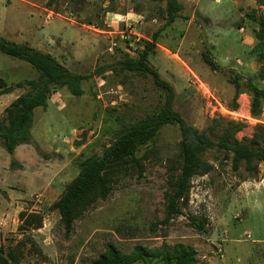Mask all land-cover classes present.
I'll use <instances>...</instances> for the list:
<instances>
[{"label": "rangeland", "instance_id": "374dc122", "mask_svg": "<svg viewBox=\"0 0 264 264\" xmlns=\"http://www.w3.org/2000/svg\"><path fill=\"white\" fill-rule=\"evenodd\" d=\"M234 1L179 0L182 10L167 23L165 2L154 0H0V19L8 31L0 32L3 37L29 45L40 38L47 42L43 48L69 70L91 74L82 81V95L61 90L51 96L47 108L35 109L34 137L28 142L34 154L26 167L11 166L10 155L0 146V247L15 251V264H92L107 243L129 253L136 244L158 248L178 242L195 248L196 264H264V184L254 185L264 180L263 162L258 173L250 175L243 162L232 167L231 153L204 152L213 170L194 176L182 212L160 223L165 215L166 165L177 159L179 150L174 125L162 127L137 152L144 165L142 175L119 178L105 199L74 221L69 233L53 207L80 161L101 155L121 131L156 113L163 102L162 90L149 75L127 74L115 65L120 56L136 58L142 49L136 45V52L128 53L116 37L117 46L108 50V35L99 31L108 29L110 20L124 28L121 20L126 18L144 37L141 45L156 34L148 60L173 86L174 107L198 129H206L216 118L239 120L245 126L235 138L247 141L255 124L264 123L262 113L254 118L245 100L233 99L229 78L243 84L251 79L264 87V78L258 76L260 63L236 40L230 41L240 39V24L248 25L251 35L253 24L258 25L246 15L253 10L251 0H244L241 15ZM260 14L264 8L256 16ZM221 40L232 43L225 49L229 59L225 65L214 61L213 70L203 54L224 58V50L218 48ZM235 58L252 62L245 66ZM97 68L100 75L94 74ZM36 75L28 62L0 52V77L13 85L1 99L23 93L26 88L14 83ZM2 107L0 103V117ZM23 210L40 213L42 226L20 230L18 214ZM191 215L205 220L202 231L191 223Z\"/></svg>", "mask_w": 264, "mask_h": 264}, {"label": "trees", "instance_id": "16d2710c", "mask_svg": "<svg viewBox=\"0 0 264 264\" xmlns=\"http://www.w3.org/2000/svg\"><path fill=\"white\" fill-rule=\"evenodd\" d=\"M165 2V18L172 23L179 15L183 5L178 0H154ZM257 5H264V0H255ZM257 29L252 33L256 44L252 51L260 63L259 78H264V15L258 16L255 10L247 12ZM156 46V34L151 40L143 41V49L136 58L122 55L115 62L121 72L138 76L149 75L153 83L162 90L163 102L156 113L126 127L99 156H90L78 163L77 174L67 183L59 198L53 203L58 211L65 233L72 230L74 221L82 216L92 205L105 199L114 183L121 177L142 175L144 165L137 152L158 135L160 129L174 125L180 135L177 159L166 165V184L164 191V218L160 223L166 224L175 215L182 212L188 203V192L194 176L210 173L214 165L202 157L210 149L232 154V167L236 169L241 162L250 175L259 171V163H264V123L257 122L251 137L246 141L237 140L235 134L245 123L239 120H212L206 129L200 130L188 122L180 111L174 107L175 92L173 86L151 66L148 56ZM0 52L28 62L36 70L35 78L23 79L14 83L17 88H26L5 107L0 117V146L10 155L19 144L28 143L34 121L35 109L46 108L54 93L65 90L71 95L83 94L82 81L91 74H80L62 65L52 54L43 52L25 42H15L0 36ZM209 56V55H208ZM203 54V60L213 70L217 65L213 59ZM110 70L114 68L109 65ZM94 74H101L98 68ZM236 77V76H235ZM237 78V77H236ZM234 86L233 99L240 93L249 95V111L258 118L264 103V87L255 85L252 80L244 84L239 79L229 78ZM13 85L0 78V93L12 91ZM237 103H233V108ZM222 124V125H221ZM218 127V130L217 128ZM17 161L10 159V165ZM20 230L39 229L43 216L35 211H20L18 214ZM191 223L200 231L205 227V220L189 216ZM155 226V225H154ZM154 230V229H153ZM195 248L185 243L173 246L162 244L158 248H149L136 244L129 253L122 252L112 243L105 244L104 251L92 261V264H196ZM14 250L0 247V264H15ZM13 262V263H12Z\"/></svg>", "mask_w": 264, "mask_h": 264}, {"label": "crops", "instance_id": "0c3cea01", "mask_svg": "<svg viewBox=\"0 0 264 264\" xmlns=\"http://www.w3.org/2000/svg\"><path fill=\"white\" fill-rule=\"evenodd\" d=\"M179 1V0H178ZM234 3H237V6H236V4H235V6L237 7V11L240 13V9H242V10H245L246 8V3H245V1L243 0V2H239L238 0H235L234 1ZM249 5H251V8L253 9V10H255L256 11V13H258V12H260L261 13V11H262V9L264 8V5H257L256 4V2H255V0H251V2H250V4ZM240 15H241V13H240ZM264 15V14H263ZM88 27L90 26V25H87ZM247 26L248 25H246V24H240L237 28H238V32H240L242 35H241V37H240V39H235V38H233L232 40H230V41H232V43H234V41L236 40L237 41V45L241 48V50H245L246 52H248V53H250L251 52V56L252 57H254L253 58V60H254V62L256 63V64H259L258 63V61L256 60V58H255V54L253 53V51H252V49H253V47L255 46V44H256V40H255V38H254V35L252 34H249V32H247L248 31V29H250V27L248 26V29H247ZM252 28V30L253 29H257L258 27L255 25V24H253V26L251 27ZM97 31V30H96ZM103 30H100L99 32H102ZM0 32L1 33H8V31H7V28H6V26H5V24H2V20L0 19ZM0 36H2L1 34H0ZM3 37V36H2ZM5 38V37H4ZM7 39V38H6ZM9 40V39H8ZM11 41H13V40H11ZM230 41H218V43H222L223 44V46H222V44H219V46H218V48H219V51L222 49V50H224L222 53H221V55H223V56H225L224 58L222 57V56H219L218 57V59L217 58H215L214 59V61L215 62H217V63H226L227 61H228V59H229V57H228V55L229 54H226L225 55V49L227 48V47H229V46H231L232 45V43H230ZM239 41V42H238ZM16 42V41H15ZM26 43V42H25ZM227 43V44H226ZM240 43V44H239ZM43 44L44 45H47V42L46 41H43L42 39H40V38H37V37H35V38H33V43H32V47H35V48H37V49H39V50H41V51H43V52H48V53H50V54H52L51 52H49V51H46L44 48H43ZM242 46V47H241ZM53 55V54H52ZM54 56V55H53ZM227 56V57H226ZM250 58V57H249ZM249 61H247V60H244L243 62L240 60V58H235V61L236 62H238L239 64L241 63V64H243V65H245V66H248V65H250L251 64V59H248ZM230 61V60H229ZM222 65H225V64H222ZM244 70L246 69V67L245 68H243ZM254 71H256V70H253V72L252 73H254ZM0 78H2L3 80H5V78H3V77H0ZM6 81V80H5ZM7 82V81H6ZM7 84H9L10 85V83H8L7 82ZM11 92V91H10ZM9 93V92H8ZM8 93H0V103L3 105V107H2V109L4 110L5 109V107H7L9 104H10V102L11 101H13L18 95H20V93H18L17 95H16V97L14 98V99H1V97L3 96V95H6V94H8ZM54 94H56V93H54ZM53 94V95H54ZM52 95V96H53ZM55 96V95H54ZM56 99V98H55ZM241 99H243V100H245V105H246V107H247V109H248V107H249V95H247L246 93H240L239 95H238V97H237V101L238 102H240V100ZM263 107H264V103H263ZM47 108V107H46ZM262 115H264V112H262ZM31 134H32V138L31 139H33V137H34V134H33V131H31ZM34 154V150H33V148L30 146V144L29 143H23V144H19V145H17L16 147H15V149H14V151H13V154L12 155H10V158H9V160H8V163L10 164V159L11 158H13L14 160H16L17 161V163H19V165H21V166H23V167H26L27 166V158H31L32 157V155ZM6 159V158H5ZM7 160V159H6ZM260 184H264V180H260V181H254V185H255V187H258ZM256 189V188H255Z\"/></svg>", "mask_w": 264, "mask_h": 264}, {"label": "built area", "instance_id": "2783aa9c", "mask_svg": "<svg viewBox=\"0 0 264 264\" xmlns=\"http://www.w3.org/2000/svg\"><path fill=\"white\" fill-rule=\"evenodd\" d=\"M107 23L109 28L103 30L102 32L108 35V50H112L117 46L116 37H118L120 41L125 44L124 48L128 53L136 52V45L138 48L143 49V45L140 43L144 37L139 32L134 30L132 24L128 23L126 18H122L121 20V23L124 24V28H117V25H114V22L111 20Z\"/></svg>", "mask_w": 264, "mask_h": 264}]
</instances>
